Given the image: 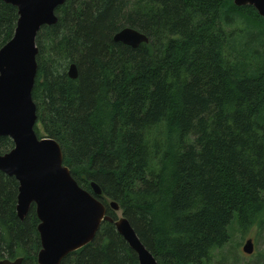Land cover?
<instances>
[{
  "label": "trees",
  "instance_id": "16d2710c",
  "mask_svg": "<svg viewBox=\"0 0 264 264\" xmlns=\"http://www.w3.org/2000/svg\"><path fill=\"white\" fill-rule=\"evenodd\" d=\"M36 34L39 137L55 139L79 186L115 201L158 264H208L264 225V19L233 0H65ZM16 7L0 0V46ZM123 27L147 37L132 48ZM74 63L77 76L67 75ZM13 146L0 136V154ZM0 171V259L37 264L34 205ZM60 264H139L113 223Z\"/></svg>",
  "mask_w": 264,
  "mask_h": 264
},
{
  "label": "water",
  "instance_id": "95a60500",
  "mask_svg": "<svg viewBox=\"0 0 264 264\" xmlns=\"http://www.w3.org/2000/svg\"><path fill=\"white\" fill-rule=\"evenodd\" d=\"M17 9L13 35L0 46V136L9 137L13 146L0 154V171L13 176L17 183L15 211L23 219L34 205L38 219L40 248L37 264H60L69 253L88 244L104 221L113 223L115 230L135 252L139 264H158L143 245L125 216L107 215L106 207L97 198L101 188L90 182V191L79 186L69 168L63 164L59 143L35 133L36 105L32 88L37 72L36 34L44 25L56 22L55 9L65 0H1ZM236 6H252L264 19V0H233ZM113 40L132 48L147 42L144 33L123 27ZM67 75L77 76L74 63ZM109 208L118 211L115 201ZM242 250L250 254L251 239ZM22 258L1 259L0 264H21Z\"/></svg>",
  "mask_w": 264,
  "mask_h": 264
},
{
  "label": "rangeland",
  "instance_id": "374dc122",
  "mask_svg": "<svg viewBox=\"0 0 264 264\" xmlns=\"http://www.w3.org/2000/svg\"><path fill=\"white\" fill-rule=\"evenodd\" d=\"M114 212L118 216L122 214L121 210ZM227 230L228 241L221 248L214 250L208 264H264V225L253 226L248 231L241 232L234 217ZM248 239H251L253 245L250 254L242 250Z\"/></svg>",
  "mask_w": 264,
  "mask_h": 264
},
{
  "label": "flooded vegetation",
  "instance_id": "af4514ba",
  "mask_svg": "<svg viewBox=\"0 0 264 264\" xmlns=\"http://www.w3.org/2000/svg\"><path fill=\"white\" fill-rule=\"evenodd\" d=\"M1 154H2V153H1ZM16 196H17V195H16ZM15 212H16V211H15ZM18 258H19V257H18ZM1 259H3V258H1ZM1 259H0V260H1ZM5 259H8V258H5ZM9 260H11V259H9ZM13 260H14V259H13ZM21 264H22V261H21Z\"/></svg>",
  "mask_w": 264,
  "mask_h": 264
}]
</instances>
